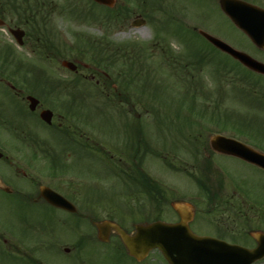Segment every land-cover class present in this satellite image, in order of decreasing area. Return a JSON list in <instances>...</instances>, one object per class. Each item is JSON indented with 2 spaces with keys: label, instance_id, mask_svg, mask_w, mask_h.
Listing matches in <instances>:
<instances>
[{
  "label": "rangeland",
  "instance_id": "1",
  "mask_svg": "<svg viewBox=\"0 0 264 264\" xmlns=\"http://www.w3.org/2000/svg\"><path fill=\"white\" fill-rule=\"evenodd\" d=\"M42 1L47 12L50 40L60 48L61 54H50L41 48L39 42L30 40L19 46L14 40L1 39L0 49L10 47L12 57L10 56V65H6L13 69L14 63H21L22 69L16 70L18 81L31 83L29 91L44 99L46 106L54 112L53 125L61 121L60 118L57 119V115H61L65 108L63 106L68 103L71 116L77 114L76 107L83 109L82 113L95 111L98 147L105 146L106 150L115 154L113 149L116 145L112 143L118 142L119 145L124 130L119 122L121 112L117 111L121 107L118 105L119 108L111 109L102 100L109 98L120 87L126 88L124 92L134 101L139 100L135 89L129 85L121 86L119 81L112 82L111 74L107 71L103 74L101 69H95L96 74L110 78V87L101 80L95 85L96 77L95 80L90 79L95 67L89 62L88 56L94 52L95 42L101 40L108 41L107 48L110 50L129 51L127 54H117L126 57L120 62L129 65L134 62L133 57L139 55L135 60L139 64H135L138 66L137 70L144 68L142 78L148 86L141 98L144 107L135 104L134 111L150 114L149 116L155 113L161 120L160 147L152 149L154 146L151 145L153 147L150 150L156 155H146L144 159L147 174L163 190L161 195L155 201L146 197L133 200V197H129L134 192H131V187L123 186L114 174L105 175L107 173L100 165V159L105 160L97 153L95 173L84 170L81 163V174L87 177L80 186L89 187L96 199L92 221L112 219L127 232H131L135 223L177 221L172 205L176 200H182L193 206L195 219L198 221L203 222L204 216L210 214L208 218L211 220L229 225L241 234L254 226L251 222L258 217L252 212L250 201L245 199L246 201L241 202L242 208L234 215L205 213L204 200L199 196L201 190L196 186L197 179H203L204 175L217 182L223 176V192H237L236 188L227 186L233 184L224 173L227 170L230 177L246 188L248 193L260 200L264 197V174L235 158L213 154L206 147L209 137L216 133L245 143L255 140L252 134L255 133L264 144V105L257 102V97H260L264 103V78L252 81L242 79L245 72L239 65L214 51L203 38L193 33L205 31L264 63V49L255 47L229 21L221 12L218 0H114L111 6L97 4L93 0ZM245 1L264 8V0ZM108 9L113 12L122 10L125 16H110ZM141 19L144 20L143 23L131 25L132 21ZM65 45L67 47L64 49ZM78 47L87 54L76 55ZM196 55V59H193ZM63 60L75 63L77 72L63 67ZM188 61L196 63L187 65ZM217 63L222 70L218 73L215 68ZM136 67L132 66L134 70ZM119 68L121 64L117 63L111 72L116 74ZM122 69L126 67L122 66ZM186 79L198 82V92L193 100L189 99L192 92H188L189 88L186 86L191 81L184 82ZM78 81L80 84H77ZM139 87L136 84V88ZM248 90H253L256 98L248 94ZM150 91H155V96ZM105 95L109 96L105 98ZM105 115L117 117L118 121L115 117L110 119L112 124L115 123L112 130L108 127ZM87 120V117L81 118L82 122ZM193 121L203 127L199 128ZM191 128L196 129L193 134L200 137L197 140L194 138L195 144L186 145L185 136ZM47 132L52 136L51 131ZM53 144L56 145L54 141ZM116 159L115 154L112 160ZM203 168L206 170L202 173ZM135 188L138 192L142 189L140 186ZM13 210H18L17 205L13 204L10 197L0 194V220L11 225L12 231L18 235L22 232L16 224V217L12 215ZM31 210L30 219L33 220L37 211L34 207ZM48 215L51 223L48 229L28 225L24 232L32 249V260L26 261L15 256L13 261L7 259V262L0 261V264H167L158 250L150 252L142 262L131 259L121 248H117L119 242L114 236L110 237L108 243L93 241L87 244L80 251L79 258L73 259L76 254L73 250L65 253L63 246L59 249L56 245L59 236L61 239H68L72 235L51 212ZM243 224L247 225L242 226ZM79 225L94 231L87 221L81 220ZM257 226L264 228V219L262 222L258 221ZM192 227L196 230L193 224ZM240 238L248 243L250 241L243 236ZM21 248L25 250L24 246Z\"/></svg>",
  "mask_w": 264,
  "mask_h": 264
},
{
  "label": "flooded vegetation",
  "instance_id": "2",
  "mask_svg": "<svg viewBox=\"0 0 264 264\" xmlns=\"http://www.w3.org/2000/svg\"><path fill=\"white\" fill-rule=\"evenodd\" d=\"M46 15L42 0H0V41L1 39L15 41L21 31L23 42L42 39L45 37ZM128 52L125 50L121 53ZM7 68L9 67L0 65V90L2 89L0 92V194L10 197L13 204L17 205L18 210H13L12 215L16 217V224L23 234L17 235L12 231L11 225L0 220V261L7 262V259L13 261L15 256L31 261L32 249L24 232L28 225H39L42 229H48L51 225L49 212L57 221L64 224L72 235L68 239H61L62 237L59 236L56 241L57 247L63 246V252L68 249L65 253L70 249L73 250L76 253L73 259H77L80 251L97 239L95 228L91 231L90 228L79 225L81 220L92 222L96 202L95 196L90 193V188L80 186L87 177L81 174V163L84 170L95 173L97 152L111 160L114 154L106 150L105 146L98 147L95 113L82 115L88 118L87 122H82L76 115L71 123L68 119L66 121L64 115H57V119L60 118L61 121L55 125L46 124L39 116L40 111L47 108L44 99L29 91L31 83L18 81L14 69ZM256 75L264 78L263 75ZM29 95L35 96L39 101L33 111L28 107ZM120 102L126 105L122 108L124 111L122 126L126 129L123 130L121 142L113 149L117 159L113 160L112 165L121 167L125 180L144 179L145 149L149 148V142L154 147L159 146V120L156 119L155 114L149 116L150 114L136 113L131 106H134L135 102L142 106L138 101L123 98ZM47 131H51L52 136L48 135ZM190 133L194 132H188ZM260 150L264 152V148ZM237 160L247 164L240 159ZM250 166L264 174L263 169ZM222 179L225 181L224 177ZM222 179L218 182L211 179L209 192L201 195L205 203V213L234 215L242 207L241 202L248 198L245 194L223 192ZM88 180L90 183L89 178ZM227 186L233 188L235 185L231 183ZM45 187L57 192L75 210L59 208L48 203L41 194L42 188ZM153 188L156 196L158 187L155 183ZM139 197L141 194L134 196V198ZM249 198L250 208L258 218L252 221L251 225L254 226L242 234L229 225H224L215 219L211 220L208 218L210 214L204 216L203 222L193 218L190 223L200 235H209L230 243L246 244L255 248L257 246L255 234L264 233V228L257 226L258 221L262 222L264 219V213L258 212L264 203L263 198L260 200L255 195H249ZM32 207L37 211L33 220L30 219ZM111 235L117 236L114 233ZM241 236L250 239L249 243L241 239ZM22 246L25 250L21 248ZM254 264H264V258Z\"/></svg>",
  "mask_w": 264,
  "mask_h": 264
},
{
  "label": "water",
  "instance_id": "3",
  "mask_svg": "<svg viewBox=\"0 0 264 264\" xmlns=\"http://www.w3.org/2000/svg\"><path fill=\"white\" fill-rule=\"evenodd\" d=\"M94 1L108 6L113 4V0ZM218 3L236 27L243 31L258 48H264V9L241 0H218ZM142 22L134 21L132 24L139 25ZM199 33L216 48L238 60L245 67L264 74L263 63L204 31ZM22 34L21 32L17 37L18 44H22ZM61 64L71 71L76 70V65L72 62L64 60ZM28 100L30 110H34L38 101L34 97H28ZM40 117L50 124L52 112L43 110ZM210 146L216 152L240 157L264 168V155L254 152L239 141L216 135L211 139ZM41 194L50 204L73 211L69 203L55 192L42 189ZM172 206L179 215V221L176 223L155 221L138 224L134 233L127 234L117 224L107 221L98 222L96 223L98 237L102 241H107L109 233L115 232L127 253L138 261L144 259L148 252L155 248L169 264H252L264 256V236H256L259 243L256 249H247L211 237L198 236L188 227L193 210L180 202Z\"/></svg>",
  "mask_w": 264,
  "mask_h": 264
},
{
  "label": "trees",
  "instance_id": "4",
  "mask_svg": "<svg viewBox=\"0 0 264 264\" xmlns=\"http://www.w3.org/2000/svg\"><path fill=\"white\" fill-rule=\"evenodd\" d=\"M124 11H111L110 13V16H113V17H119V16H125L124 15ZM194 34L197 35V33H195L193 31ZM53 44V45H52ZM41 45H42V49L45 50L46 52H49L50 54L51 53H54L55 55H60L61 54V51L59 47H56V44L51 42L50 40H43L41 42ZM67 46L65 45L64 46V49L66 48ZM123 48H126V46H124ZM100 49V50H99ZM103 49H105L104 47L102 46H99V47H94V53L93 54H89L88 58H89V62L91 63V65H93L95 68H99V69H104L105 71L109 72L108 70H112V69H115V66L116 64L120 63L121 64V68H119L116 72V74H113L112 72H109L112 76V82L114 81H119V83L121 84V86L123 85H131V84H139V88H135V92H137L138 94H144L148 84L145 82L144 78H142V74H143V70L144 68H140L139 70H137V64H139L138 62H136L135 60H137L138 58L137 57H133V61L134 62H131V64H126L125 62H120L122 59H125L126 57L123 56V55H117V54H104V53H100V51H103ZM214 49V48H212ZM96 50L98 52H96ZM75 54L78 55V56H83L85 55L86 53L83 51L82 48L78 47L76 48L75 50ZM197 55L193 58V59H196ZM135 62L137 64H135ZM124 63V64H123ZM196 62H191V61H188L186 64L189 65V64H195ZM128 65V66H126ZM122 66L126 67V69H122ZM133 67H136V69L134 70ZM224 67V66H223ZM216 72H220L222 70L219 69L218 67V63L216 64ZM125 73H124V72ZM93 73H94V70H93ZM127 80H126V79ZM141 81L139 82L138 80ZM191 81L190 79H186L184 82L186 81ZM105 83L107 86H109L111 84V80L108 79V78H105L104 79ZM188 88V92H192L191 95H190V100H193L195 97H196V92H198V82H189L188 85H186ZM201 88V87H200ZM111 89V88H110ZM126 88H119V90H115L112 92V94L109 95H105L104 97L106 98L107 96H109V98H120V97H124V91H125ZM151 92V91H150ZM152 96L155 95V91L154 92H151ZM99 94V97H102V94L101 93H98ZM113 108H118V105H115V104H112ZM190 108H193V107H190Z\"/></svg>",
  "mask_w": 264,
  "mask_h": 264
}]
</instances>
